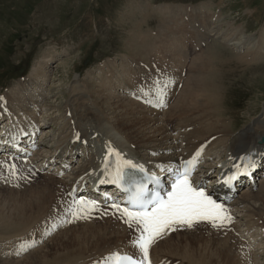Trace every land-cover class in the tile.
I'll return each mask as SVG.
<instances>
[{
    "label": "bare ground",
    "instance_id": "bare-ground-1",
    "mask_svg": "<svg viewBox=\"0 0 264 264\" xmlns=\"http://www.w3.org/2000/svg\"><path fill=\"white\" fill-rule=\"evenodd\" d=\"M158 9L161 13H171V11H168V9H171L169 6H161ZM175 9L177 7L173 8L172 11L175 12ZM178 10L183 11L180 7ZM200 12V10L191 11L195 15L200 14ZM201 14L203 21H197L200 24V28H203L200 36L202 39L200 38L199 42L205 45V51L193 57L189 65L191 69H194L193 75L188 78V82L187 84L185 83L176 102L171 108L169 107L168 114L165 113L166 115H163L167 117V115L173 114L171 119L175 120L169 122V127L164 125V122L166 123L169 119H162V115L157 109L144 108L132 100L130 94L134 93L133 90L125 91V95L129 94L125 98L108 92L110 88L118 87L116 72L122 71L126 66L122 64L121 69L118 70L115 64H106L104 67L106 71L104 70L101 77H99L102 82L96 83L91 77H87L85 84L79 85L77 80L79 78H76L75 82L78 85L72 89L76 98L73 97L69 107H67L68 109H65V121L59 134L60 137L70 131V136L60 139L56 144V153L50 157L42 156L43 159L39 161L41 164L36 168L42 173L49 172L50 175L43 174L44 177L49 175V177L47 176L48 178H45L47 179L45 181L46 184L44 183L48 187L50 183H53L54 177L66 175L67 172L73 170L72 168H75L78 154L84 155V162L77 168V171H71L73 178L69 181L68 187H66L67 192L72 194L75 188L80 190L84 184H92L89 181L92 175L94 173L101 174L104 166L111 161H115L120 165L123 160L127 159L130 161L128 163L130 167L143 166L167 171L170 167L180 166L185 160L197 158L199 164L197 173L200 174L198 181L201 180L196 186L202 185L204 181L214 183L216 180L226 179L228 175L237 169L245 167L255 172V181L242 180L241 184L246 186H242L243 188L237 190V192H240V190L246 189L242 194V198H239L238 201L232 200L226 205L230 208V212L237 211V213H240L241 209L245 208L246 230L244 232L245 237L248 239H245V242L249 247L240 241V236L237 237L239 227L233 224L230 227H225L229 222H234V215L229 216L224 214V212L220 214L217 207L211 206L213 197L215 198L218 195V193L213 192V195L209 193L210 197L200 194L199 200L204 198V201L201 208L198 209L199 213L192 214L195 208L186 207L175 212L171 219H169V216L159 218L157 223L148 225V234L142 235V239L147 238L146 241H148L143 244V248L140 247L138 242L135 243L136 240L140 241L138 238L132 243L126 240L130 232L128 229L134 231L133 226L128 222L130 220L132 222L133 217L136 218L137 216L123 212L128 219L122 221L124 224H121V226L117 225L116 222V225L112 224L113 221L111 223H108V221L97 227L94 225L83 226L82 230L88 231H81L74 238L78 242L82 241L81 245L76 241L79 245L78 248L72 251L66 250V253L60 254L61 256L52 260L53 262L49 260V256L43 251L44 248L38 249L39 251L32 249L34 252L32 253L31 251L30 254L32 253L33 255L25 257V255H29L30 249L24 250L23 246L25 243L22 245V242L28 239L31 234L28 232L30 230L28 225L23 226L22 224L24 223L22 221L27 209L36 212L37 209L40 210L46 206L47 196L45 190L41 189V191L25 193L7 192V195L0 192V203L7 199L9 203H13L10 200L16 199L13 205L14 211H9L8 208L11 207H6V211H3L5 213L0 212V214H8V216L0 218L1 224L4 225V227L0 228V264H114L116 259L123 255H132L144 260L145 263L148 261L153 264H171L172 259L181 261L184 264H258L257 261L263 254L256 255L252 246L257 245L258 242L264 243V173L259 172V168L264 167V114L263 118H256L250 126L239 134L233 132L232 127L230 128L228 125L222 126L221 122L210 117L208 109L212 108L215 115L220 117V120L221 118L224 120L221 106L223 105L222 100L225 92L222 81H224L223 78L225 77L220 74L221 71L219 69L226 67L227 63L232 60L226 61L227 59H224V57H218V55L210 51L211 48L209 49L206 44H209L210 40H217L220 44L229 46L240 36L235 44L238 45L239 49L246 50L247 54L253 48L252 45L250 46L252 38L244 33L242 34L240 30L234 31L233 28L230 33L224 34L220 32L219 26V29H217V25L214 27L213 23L210 25L211 18L209 19L208 16ZM216 21L221 23L222 17H217ZM223 24L227 27H232L228 22H223ZM194 27H188L191 29L190 32L194 31L195 33L196 29ZM134 36L135 34H129L127 43H124V49L131 55L135 53L137 56L139 54L133 48L138 46ZM256 44L257 47L253 51L254 55L245 56L241 54L237 57V60L240 62L244 61L243 63H251L263 58L264 32H262V39L257 40ZM170 47H172L170 51L174 53V57H170V59H174V65L176 66L182 62L184 65L185 58L183 61L181 60L183 55L179 46L172 41ZM170 47L168 46L169 49ZM57 57L58 55L55 54L53 56H45L44 62L33 69L30 76L31 80H29V77L25 83L19 82L23 93L20 92L16 99L11 96L9 98H0V152L7 151V153H0V158L7 159L11 156H21L23 152L26 154L27 151H30L31 156L36 155L38 151L35 154L32 153L42 146L41 144L35 145L37 143L31 144V141L33 137L37 136L38 138L43 132V130H39L43 126H37V123L43 113L47 96L51 92H48L46 88L44 90V85H41V83L47 80L46 77L49 72L47 62L53 61ZM214 68L216 69L211 71ZM122 74L123 80L121 84H125L122 87L124 91V87L130 81L131 83L133 82L134 76L127 74L125 70ZM172 76L175 77L173 74ZM94 78L98 77L95 76ZM32 83L37 87L35 85L31 86ZM78 88L80 89L77 90ZM25 90L29 92L31 90L34 94H28L29 96H27L26 93L24 94ZM52 90L50 89V91ZM210 93L212 94L211 96ZM49 108H51V105H49ZM177 112L188 116L182 120L181 115H178ZM18 114H20L19 117ZM48 122L47 124L51 125L55 122V119L50 118ZM44 126L47 128L46 124ZM168 130L172 131V133L168 132ZM28 145L31 147L29 150L26 149ZM222 148L224 152L217 155L220 165L207 166L208 163L216 158L214 156L216 151ZM113 149L122 153L125 157L115 155L114 158L112 156V153L114 155ZM72 158H75V160ZM56 162H58L57 170L46 169L47 166H52ZM23 165L29 168L33 164L31 161H26L23 162ZM58 170L61 171L58 172ZM258 177L259 179L262 178L263 181H260L258 192H254L257 182H259ZM57 182L60 181L57 180ZM225 190L226 188L224 187L218 188L216 183L211 191H220L223 193L221 196H232ZM117 193L118 191H115V188L112 187L110 195H117ZM17 201H20V203L18 204ZM251 201L262 203L258 206H253L250 204ZM182 202L188 203L190 200H182ZM112 209L115 208L112 207ZM40 215L38 214L36 218L40 217ZM218 218L220 220H217ZM198 219L213 220L209 221L213 223L211 226L199 224L200 227H198V225H195L201 221H196ZM172 220H176V225L169 227V223ZM219 221H224L225 223H223V226L215 228L214 224ZM207 228H211V231L215 229L220 232H211ZM179 230L182 231L179 232ZM258 230H260V233H257ZM135 231H137V236L143 233L139 229ZM173 233H177L176 235L174 234L177 238L175 241H172ZM217 233L228 234V236L224 237ZM223 237L225 240L222 239ZM40 238L44 241L43 235ZM66 238L67 235L63 237V240L65 241ZM179 238L181 240H178ZM162 239L164 241L160 242ZM69 240L71 241L72 239ZM85 240L90 241L91 244L87 243L82 247ZM183 244L189 250L195 251L194 249H198L200 255L195 253L190 255L180 254L178 249ZM193 245L195 246L194 248L192 247ZM171 247L176 248V250L174 251ZM200 247H204V250L208 252L202 253ZM262 250L264 252V248ZM24 257L26 259H23ZM262 258L264 260V256ZM176 263L182 264L180 262Z\"/></svg>",
    "mask_w": 264,
    "mask_h": 264
},
{
    "label": "rangeland",
    "instance_id": "rangeland-1",
    "mask_svg": "<svg viewBox=\"0 0 264 264\" xmlns=\"http://www.w3.org/2000/svg\"><path fill=\"white\" fill-rule=\"evenodd\" d=\"M171 1L186 3V5L181 3L166 4L171 5L169 6L171 9H168L171 13H161L159 9L157 10L161 7L159 5ZM172 7H177L175 12L172 11ZM179 7L183 11H179ZM194 10H200L201 12L195 15L191 13ZM201 13L208 16L209 19L211 18L210 25L211 23H213V27L217 25V29H219V26L220 32L224 34L230 33L233 28L234 31L240 30L242 34L244 33L252 38L250 46L252 45L253 48L247 54L246 50L239 49L238 45L235 44L240 36L229 46L220 44L217 40H210L209 44L206 43L209 49L211 48L210 51L218 57H224V59H227L226 61L232 60L227 63L226 67L217 68L221 71L220 74L225 77L222 81L225 92L222 100L223 105L221 106L224 120L222 118L220 120V117L215 115L212 108L208 109V113L210 117L221 122L222 126L228 125L230 128L232 127L233 132L239 134L250 126L256 118H263L264 114V57L251 63H243L244 61L237 60V57L241 54L245 56L254 55L253 51L257 47L256 42L262 39V32H264V0H0V98L11 96L16 99L20 95L19 93L23 91L19 82L27 80L33 69L44 62L45 56L58 55L53 61L47 62L49 68L47 80L41 83V85H44V90L46 88L51 93L47 96L43 113L37 123V126H43L39 129L43 132L37 139L42 146L32 153L35 154L38 151L36 155H32L34 158L31 162L37 161L36 157L42 159V156L50 157L54 155L55 145L60 139L70 136V131L60 137L59 134L65 121V109H68L67 107L75 97L72 89L78 84H85L87 77H91L96 83L102 82L99 77L103 74L106 64H115L118 70L121 69L122 64L126 66L122 71L116 72L118 87L110 88L108 92L125 98L126 95H129H125V91L133 90L134 96L132 97L133 94L130 95L132 100L144 108L160 111L162 119H169L166 122L167 124L164 122L165 126H168L170 121L173 122L175 120L171 119L173 114L167 115V117L163 115L168 114V110L176 102L185 83L187 84L188 78L193 75L194 69L189 67L193 57L205 51V45L201 46L202 43L199 42L202 34L201 29L203 28H200L197 21H203ZM220 16L222 17L221 23L216 21L217 17ZM121 17L125 20H122ZM223 22H228L232 27H227ZM193 26L196 29L195 33L194 31L190 32L188 28H193ZM131 33L135 34L136 41H134L138 45L133 47L139 54L137 56L135 53L131 55L124 49V43H127ZM172 41L179 46L183 55L181 60L183 61L185 58L184 65L182 62L175 66L174 59H170V57H174V53L170 51L172 50V47H170ZM189 41H192V43ZM124 70L127 74H132L134 79L132 83L130 81L124 87L125 90L123 91L122 87L125 84H121V81L123 80L122 73ZM26 73L25 78H19V76L23 77ZM95 76L98 78H94ZM14 77L17 79L12 80ZM76 78H79L77 79L78 84L75 82ZM29 80H31V77ZM34 85L32 83L31 86ZM50 89L53 90L50 91ZM25 93L27 96L34 94L31 90L30 92L25 90ZM49 105L54 108L50 110ZM177 114L181 115L182 120L188 116L179 112ZM50 118H54L55 122L51 125L48 124L45 128L44 125L49 123ZM223 152V148L217 150L214 155L216 159L208 163L207 166L220 165L217 155ZM83 158L84 156L79 155L78 161L81 162ZM13 162L0 159V192L7 195V192L25 193L43 189L47 196L46 206L42 209H37L36 212L27 209L25 212L26 215L22 221L24 224H21L23 226L28 225L30 229L28 232L32 236L29 235L28 239L22 242V245L24 243L34 244L35 248L33 250L37 251L44 248L43 251L52 261L61 256L60 254L63 252L66 253V250L72 251L81 245L82 241L78 242L74 238L81 231H88L82 230L83 226L94 225L97 227L108 221V223L113 221L112 224L116 222L117 225L121 226L122 221L111 218L109 212L106 213V216L102 213H87V210L85 211L80 204L72 203L65 198L66 187L69 183L67 181L69 178L70 180L73 178L72 172L65 175L67 179L62 178L60 180L53 176L55 178H53V183H50L51 186L47 187L44 183L46 184L47 179L45 178L49 177V172H44L43 174H49L44 177L39 175L40 173L37 175L34 170H31L33 165L27 168L20 162ZM80 162L75 164V168L80 166L77 165ZM75 168L74 171H77ZM57 180L60 182H57ZM260 180L258 179V181ZM259 189L260 182H257L254 192H258ZM241 194L238 195L237 201L242 198ZM14 200L16 199L10 200L13 203H9L8 199L1 202L0 212L5 213L3 211H6V207H11L8 210L14 211ZM20 201H17V203L19 204ZM260 203L262 202L254 203L251 201L250 204L258 206ZM244 210L245 208L241 209L238 218H236V227H239L238 236H236H240V241L249 247L243 239L244 237L242 238V236H245L243 230H246ZM33 214L35 215L31 216ZM36 214H43L44 216L40 215L36 218ZM113 215L117 217L116 214ZM3 216H8V214H0V218ZM2 227L4 225L0 222V228ZM207 229L211 231V228ZM128 230L131 232L130 229ZM228 231L233 233L230 230ZM130 232L126 240L134 237L135 234ZM211 232L220 231L214 229ZM40 233L47 237L42 243L38 240ZM174 234L177 233L172 234L174 236L172 241L177 239ZM217 234L224 237L228 236V234L223 233ZM65 235H67V238L64 241L63 237ZM224 237L222 239L225 240ZM137 238L138 236L133 241ZM178 240H181V238ZM133 241L129 242L132 243ZM162 241L164 240L162 239L160 242ZM87 243L91 244L90 241L85 240L82 247ZM171 248L174 251L176 250L174 247ZM263 248V242H258L257 245L252 246L253 252L256 255L263 254L262 257L264 256ZM200 249L202 253L208 252L204 250V247H200ZM33 250H31L32 253L35 251ZM178 250L180 254L190 255L195 253L200 255L198 249H194L195 251L189 250L188 247H184V244ZM259 250L261 251L259 252ZM31 251L25 257H29L32 254H30ZM25 257L23 259H26ZM262 257L257 261L258 264H264ZM172 260L175 262L171 261V264H176V262L184 264L181 261Z\"/></svg>",
    "mask_w": 264,
    "mask_h": 264
},
{
    "label": "trees",
    "instance_id": "trees-1",
    "mask_svg": "<svg viewBox=\"0 0 264 264\" xmlns=\"http://www.w3.org/2000/svg\"><path fill=\"white\" fill-rule=\"evenodd\" d=\"M16 74H17V72L15 73V75H16ZM15 75H14V76H15ZM15 77H17V76H15ZM15 77H14V78H15ZM12 79H13V78H12Z\"/></svg>",
    "mask_w": 264,
    "mask_h": 264
}]
</instances>
